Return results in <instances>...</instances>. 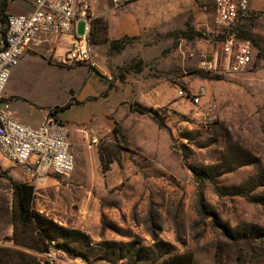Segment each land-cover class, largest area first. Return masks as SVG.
<instances>
[{"label":"crops","instance_id":"crops-1","mask_svg":"<svg viewBox=\"0 0 264 264\" xmlns=\"http://www.w3.org/2000/svg\"><path fill=\"white\" fill-rule=\"evenodd\" d=\"M91 5L88 43L93 65L61 61L72 37L40 35L12 69L4 89L20 121L32 126L49 108L70 103L55 115L68 125L74 171L69 176L37 171L24 178L34 185L35 211L87 230L104 214L115 219L129 213L132 184L139 182L138 191L146 188L145 172L161 175L169 169L172 133L170 122L162 126L156 120L162 110L177 122L186 114L198 118L211 105L217 107V84L197 71L220 52L219 33L225 28L216 21L212 0H91ZM7 9L28 13L33 8L24 0H8ZM259 10H264V0H250V12ZM80 22L85 24L79 20L77 25ZM188 26L202 37L188 40L175 34ZM134 61L140 62L138 68L130 65ZM50 72L59 73L60 85L49 78ZM29 73L38 74L43 87L56 91L60 100L38 109L21 96L16 83ZM178 73L192 93L204 87L199 104L179 96ZM137 105L153 112L139 113Z\"/></svg>","mask_w":264,"mask_h":264},{"label":"rangeland","instance_id":"rangeland-1","mask_svg":"<svg viewBox=\"0 0 264 264\" xmlns=\"http://www.w3.org/2000/svg\"><path fill=\"white\" fill-rule=\"evenodd\" d=\"M83 27L80 22L78 31ZM231 33L253 46L249 70L197 71L217 84L211 129L201 126L202 117L171 122L173 115L162 110L157 122L172 128L170 167L161 175L145 172L146 188L140 191L138 181L132 184L129 213L115 219L104 214L89 230L37 211L33 222H14L7 176L28 180L0 153V264H173L185 254H192L193 262L195 256V264H264V10L221 28V48ZM175 34L202 37L189 26ZM33 74L16 83L18 93L38 109L58 102L56 91L50 93ZM177 75L188 89L183 73ZM48 76L60 85L58 72Z\"/></svg>","mask_w":264,"mask_h":264},{"label":"built area","instance_id":"built-area-1","mask_svg":"<svg viewBox=\"0 0 264 264\" xmlns=\"http://www.w3.org/2000/svg\"><path fill=\"white\" fill-rule=\"evenodd\" d=\"M1 1V0H0ZM31 4L28 13L0 11V153L23 170L25 176L34 172H52L69 176L75 167L70 150L68 125L49 110L37 126L20 121L4 89L12 69L31 49L40 35L72 37L74 42L61 58L63 63L87 62L94 64V53L88 40L91 32V0H24ZM121 3L124 0H113ZM216 21L228 27L250 12V0H215ZM79 20H84L83 33L78 36ZM254 49L249 40L237 39L233 33L211 61L205 63L209 71L222 75H235L249 70ZM205 89L197 94L178 86V94L199 104ZM213 105L199 113L201 126L211 129ZM194 117L186 114L184 118ZM188 125L189 123L186 122ZM92 141L96 140L92 138ZM71 264H83L72 261Z\"/></svg>","mask_w":264,"mask_h":264},{"label":"trees","instance_id":"trees-1","mask_svg":"<svg viewBox=\"0 0 264 264\" xmlns=\"http://www.w3.org/2000/svg\"><path fill=\"white\" fill-rule=\"evenodd\" d=\"M8 7V0L0 1V11L4 15L5 10ZM199 35H201L199 33ZM126 38L122 39L118 45L124 43ZM116 45V46H118ZM70 105L67 103L63 106H55L51 109L52 114H56V112L60 109H65ZM135 110L139 113H148L153 112L148 108L141 107L137 105ZM8 175V174H7ZM7 178L11 179V186L13 188V220L15 222L16 219L22 220L24 223L33 222L37 216L36 211L32 207V200L34 196V185L27 181L15 180L11 176H7ZM193 256L192 254L179 255L176 258V261L173 264H192Z\"/></svg>","mask_w":264,"mask_h":264}]
</instances>
